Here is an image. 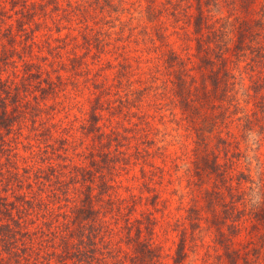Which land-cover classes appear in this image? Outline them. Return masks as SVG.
<instances>
[{
    "label": "rangeland",
    "instance_id": "1",
    "mask_svg": "<svg viewBox=\"0 0 264 264\" xmlns=\"http://www.w3.org/2000/svg\"><path fill=\"white\" fill-rule=\"evenodd\" d=\"M131 1L113 0L116 5L113 9H101L102 0H28L34 2L37 9L34 20L40 21L34 32L37 44L33 45V60L49 70L53 79L59 75L64 82L55 94L47 93L45 102L48 106L34 117L28 115L22 124L15 123L9 132L0 127L6 140L3 144L0 141V195L11 200L15 199L17 191H26L28 196H33L31 208L20 212L12 210L15 217L20 215L23 229L29 232V237L24 236L23 244L18 240L21 249L10 258L12 264H61L63 261L67 264H138L132 256L133 241L128 237V231L131 234L136 231L135 217L141 218L142 236L157 245L160 264L172 263L171 254H174L184 228L187 252L184 264H221L226 260L223 245L216 239L219 237L217 224L223 230L231 231L225 219L223 223L212 222L210 209L203 206L200 225L186 226L188 207L195 200L197 205L204 203L199 200L195 176L187 171L193 159L194 134L183 124L181 110L171 99L169 87L173 75L168 73L170 69L166 67L165 59L158 58L161 47H173L181 54L188 52L187 47L192 52L194 40L178 35L192 31V25L186 24L187 15L174 26V23L169 24L170 18L166 19L168 44L164 45L156 39L158 35L154 32L155 39H149L146 34L151 28L148 32L143 29L151 23L145 16L141 17L137 9L131 8L134 18H130L132 13L127 8ZM3 2L11 14L5 17V22H12L15 30V18L21 16L16 12L20 4L16 3L10 9L11 0ZM219 10L213 12L217 15L227 12L224 2ZM85 22L91 27L89 33L84 31ZM31 25L35 26L34 23ZM133 25L136 26L132 28ZM46 31L51 32V37H55L51 38L53 44L58 45L52 52L42 44ZM69 32L75 35L71 41L76 44L60 46L62 41L57 38ZM85 32L102 41L98 45L95 38L87 48ZM74 52L82 55L89 71L83 64L73 65ZM36 54L44 55V58ZM124 58L130 61V74L133 69L132 87L139 85L136 78L145 76L142 71L152 70L161 90L166 84V93L152 91L140 99L138 106L119 109L116 106L118 93L123 95L124 92L120 89L115 93L118 89L115 77ZM255 66L264 70V58L262 64ZM107 82L112 89L108 93L110 103L105 101L98 107L97 112L102 115L93 131L88 128V122L91 105L98 93L96 84ZM34 92L41 95L40 90ZM129 97L134 98L133 95ZM103 132H108L109 138ZM158 145L166 146L164 155H158ZM137 148L141 154L136 153ZM260 150L263 170L264 141ZM249 152L253 158L251 173L257 182L260 170L256 169L253 151ZM219 157L220 161L224 160L222 154ZM15 171L19 179L28 174L31 185L26 180H16ZM261 176L264 181V173ZM104 179L112 186L108 191L100 192L104 189L101 185ZM86 184H91L97 195L94 205L99 218L93 222L87 220L83 227H78L73 221V208L81 203ZM243 187L248 191V206L257 202L258 184L250 179ZM220 188L227 193L222 185ZM107 199L115 200V207H110ZM133 202L135 206L130 209ZM238 206L243 207L241 202ZM216 211L223 215V205L216 204ZM246 218L242 216L237 220L247 224L250 220ZM89 233L91 239L84 235ZM242 238L241 234L237 239Z\"/></svg>",
    "mask_w": 264,
    "mask_h": 264
},
{
    "label": "trees",
    "instance_id": "2",
    "mask_svg": "<svg viewBox=\"0 0 264 264\" xmlns=\"http://www.w3.org/2000/svg\"><path fill=\"white\" fill-rule=\"evenodd\" d=\"M142 1H145V4L142 5ZM223 2L227 6V12L217 15L213 11H220ZM11 3L13 5L11 4L10 9L15 7L16 3L20 4L16 12L21 16L15 18V30L12 22H5V17L11 14H8L5 8L6 3L0 0V127L5 128L7 132L15 123L22 124L28 115L34 117L48 106L45 102L47 93L55 94L64 82L59 75L53 79L49 70L33 60V45L37 44L34 32L40 24V21L34 20L37 12L34 2L11 0ZM114 6L116 5L113 0H102L100 5L101 9H113ZM85 8L87 11V6ZM131 8L137 9L141 17L145 16L151 23V26L145 25L143 29L148 32L147 29L151 28V31L144 34L153 39L154 32L159 36L156 39H160L164 45L168 44L166 19L170 18L169 24L174 23V26L187 15L186 24L192 25V31L178 34L184 39L194 40L192 52L187 47L186 54L177 52L173 47H161V55L158 57L165 59L166 67L170 69L168 73L173 75L169 87L171 99L181 110L183 124L194 134L193 159L187 171L195 176V183L200 191L199 200L204 203L197 205L195 200L188 207L186 226L195 228L200 225L203 219L201 210L205 206L212 213V222L223 223L225 219L231 228V231L227 232L221 225L216 226L219 236L216 239L223 245V253L226 256V260H222L221 264H240V261L243 264H264V181L261 176L264 167L261 170L260 158V146L264 141V70L256 69L255 66L262 64L264 58V0H133L130 8H127L132 13V19L134 10ZM85 24L84 31L88 32L91 27L87 22ZM45 27H48L46 22ZM86 32L84 37L86 47L89 48L91 40L98 39V36H87ZM71 35L69 32L57 38L62 41L60 46L76 44L71 41L75 35L70 37ZM51 36V32L46 31L42 39V44L49 52L58 47L51 39L55 37ZM101 41L98 39L96 43L99 45ZM74 54L71 58L73 65L83 64L85 70L89 71L88 63L81 59L82 55L76 52ZM36 55L44 58V55ZM120 65L121 69L115 77V85L118 87L115 93L120 89L124 92L123 95L118 93L116 106L119 109L126 107L129 110L131 106H138L140 99L152 91L166 93V84L161 90L155 83L152 70L142 71L145 76L136 78L139 85L132 87L130 76L133 69L130 74V61L124 58ZM96 85L98 93L91 105L88 122V128L93 131L97 129V122L102 115L97 109L105 101L110 103L108 93L112 90L108 82ZM36 89L41 91L40 96L34 92ZM129 95L134 98L131 99ZM147 122L148 120H145V123ZM100 135L102 136V132ZM104 135L109 138L108 132ZM0 141L1 144L6 141L1 132ZM164 147L166 146H156L158 155L165 154ZM249 151H253L256 169L260 170L257 182L251 173L250 163L253 158ZM136 153L141 154V150L137 148ZM221 154L223 161L219 160ZM242 162L244 166H241ZM14 173L17 175L14 177L16 180H26V183L31 185L28 174H25V179H19L18 172ZM88 179L91 181L93 178L90 176ZM250 179L258 184V201L248 206V191L243 185ZM101 185L104 189L100 192H106L112 186L105 179ZM221 185L227 190L226 194L221 190ZM86 188L81 203L73 208V221L78 227H83L87 220L93 222L99 218L94 205V197L97 195L93 193L91 184H86ZM14 195L15 199L11 200L0 195V213L3 215L0 216V264H12L10 258L16 256L18 249H21L18 240L23 244L26 240L24 236L29 237L28 229H23L21 225L20 215L15 217L12 210L20 212L31 208L33 196H28L26 191H17ZM106 202L110 207L116 205L113 199H107ZM239 202L243 207L238 206ZM134 203L130 204V209L134 208ZM216 204L223 205V215H218ZM242 216L247 217L249 223L238 222L237 219ZM133 220L138 222L136 231L134 234L128 231V237L133 241L134 260H137L138 264H160L157 245L142 236V228L139 225L141 218L135 217ZM185 234L184 228L174 254H171V264H184L187 256ZM241 234L243 238L237 239ZM84 235L90 238V233ZM61 264L67 262L63 261Z\"/></svg>",
    "mask_w": 264,
    "mask_h": 264
}]
</instances>
